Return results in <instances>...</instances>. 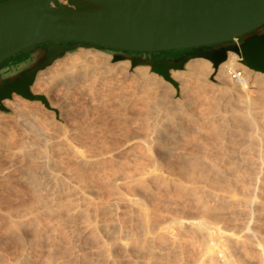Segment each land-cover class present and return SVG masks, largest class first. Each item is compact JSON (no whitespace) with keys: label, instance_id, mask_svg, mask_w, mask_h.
<instances>
[{"label":"bare ground","instance_id":"6f19581e","mask_svg":"<svg viewBox=\"0 0 264 264\" xmlns=\"http://www.w3.org/2000/svg\"><path fill=\"white\" fill-rule=\"evenodd\" d=\"M239 60V56L232 52L220 64L217 77L224 83V86L207 84L209 82L208 77L214 73V68L209 60L204 58L189 60L185 72L174 74V78L180 81V88L187 93V96L184 98L176 96V99L167 98L163 100V105H160L159 108L156 107L159 104H156L157 101L155 105L150 101L155 93L151 89L160 88L163 83L162 79H157L156 75H152L147 70H141L138 67L131 68V64L127 61L113 63L111 57L105 56L102 51L97 49H81L79 52L69 53L64 58L56 60L49 67L50 69L44 72H42L43 70L39 71V75L43 73L44 78L34 88L36 93L42 89V86L47 89L48 95L50 91L57 90L58 87L64 88L62 98H59L58 101L52 100L51 107L59 111V118L66 129L64 134H51L46 129L47 127L44 128L45 124L41 126L43 121L37 119L39 123L41 122L40 124L34 121L36 114L34 115L31 111L29 113L21 99L16 98L11 101L10 105L15 112V121H17L15 124L19 123L20 131L25 130V134H23L24 131L21 132L24 136L21 134L23 137H21L20 142L14 143V141V144L9 142L12 146V148L10 147L12 155H8L14 156L11 157L12 159H15V156L18 158L17 155L22 158L27 156L30 159V164H28V174L19 172L18 167H15L16 164L12 165L13 163L0 168V200L7 199L12 196L13 192L21 190V184L24 181L30 183V188L34 193L32 198L25 199L21 203L18 202L19 205L12 204L7 209H0V215L6 218L8 224L5 234L8 238L13 237L21 240L23 244L22 259L16 264H34V261H38L39 264H70L72 260L76 264H184L189 257L186 256L185 241L178 231H175L177 229L175 220L176 224L173 220L159 225L153 223V215L151 214L154 211L152 209L159 210L161 214L164 212L166 214L168 209L164 208L163 211L161 210L163 207L160 205L161 208L158 207L159 209L156 207L158 205L153 208V203L151 205L143 192L145 188L155 192L157 186L148 182L147 178L154 176L159 170L161 171V167L158 168L155 165L149 171L118 178L117 182L126 184L127 189L119 191L116 190L118 187L115 186L116 189L111 187L114 189L110 190L109 200L103 201L99 196L100 193L97 194V189L90 183L91 181L81 179L75 168L69 165L65 166L60 160L52 157L53 154L56 156H72L73 153L83 155L84 145L82 149L76 142L77 140L72 137L74 134L73 127H69L67 123L69 121H65L61 116H63V111L74 110L76 102L70 103L73 98L77 97L76 95L72 98L74 92L82 90L84 86H80L84 82L95 81L96 79L108 80L110 84L112 83L113 90L111 92L108 90L111 94L104 91L106 93L101 95L107 104L108 102L113 103L117 99L120 100L119 104H109L110 106L119 105L123 109V113L139 108L144 109V107L149 110V116L153 122V126L150 122L152 129L148 132L144 131L146 134L138 138L142 142L158 147L161 149L160 152L163 151L170 157L172 156L175 161L185 160L189 155H192L191 150L203 143L201 142L202 134L208 135L207 139L212 141L214 151L220 154L218 169L206 179L202 178L203 167L196 169L193 173L185 174L186 178L182 177L181 183L183 184L181 185H183V192L185 189L192 195V198L194 197L195 206H200L206 211L203 210L204 214H199L201 221H198L210 232L211 239L214 240L213 250H211L215 253L223 252L222 230L218 226L217 220L212 219L214 216L211 218L209 214L218 216L225 213L230 216V220H239L252 206L251 204H256V207L253 208L256 211L258 203H264V101L261 102L260 98L259 101L254 100L249 83L241 84V87L229 83L226 69L227 67H239ZM254 71L249 69L251 73ZM259 74L257 73L256 76H261ZM247 77L249 79L248 75ZM196 80L209 85L212 89L207 87L216 96L218 95L220 98L218 101L221 104H216L217 107L214 106L215 108L212 104H198L199 98L193 94L196 88L193 89L192 86ZM261 84L263 83L261 82ZM84 88L89 94L92 93V89ZM125 88L127 92L125 90L123 93L119 92ZM58 91L56 94H59ZM92 95L90 98L94 99V94ZM218 97L217 99H219ZM144 102L149 104H143ZM92 106H88L87 109L90 107V110H95L91 108ZM94 113L96 114V112ZM5 117L8 116L0 113V119ZM32 118L34 120H31ZM75 118L77 117L75 116ZM45 120L47 122V119ZM67 120L75 123L71 121V118ZM176 127L179 129L184 127L187 131L177 137L175 136L176 132L170 131ZM74 130L76 129L74 128ZM136 135L138 136V134ZM4 138L2 139L3 143L5 142ZM208 142L206 141V143ZM7 144L6 142L5 145ZM105 148V152H99L97 154L99 157L95 158H106L114 154L112 147L110 150H107V146ZM3 155L5 156V152ZM92 159L84 158L82 163L87 166L93 165ZM2 161L0 160V163ZM223 179L228 183L225 181L224 184L221 183ZM202 184L206 187L204 192L203 189L200 191ZM20 197L18 196V200ZM115 199H121L123 203L127 204L128 208L124 211L127 217L134 220V211L139 212V217L134 220L131 228H125L119 222L120 209L115 205ZM260 209L263 210L262 205L257 208L258 211H261ZM206 213H209V217ZM165 220L163 219V221ZM31 231L35 233L32 238L35 237L36 239L29 238L28 234L32 233ZM62 232L70 236L71 239L68 255L54 257L52 253L39 248L38 240L45 243L58 241ZM170 254L173 255V259L170 258V256L172 257ZM196 261L199 262L197 259Z\"/></svg>","mask_w":264,"mask_h":264},{"label":"rangeland","instance_id":"374dc122","mask_svg":"<svg viewBox=\"0 0 264 264\" xmlns=\"http://www.w3.org/2000/svg\"><path fill=\"white\" fill-rule=\"evenodd\" d=\"M63 3L66 5H69V1L64 0ZM81 49H89V48H79L74 53L79 52ZM91 49H93V48H91ZM179 51L180 50L158 52V53L152 54L151 58L155 59V58H158V57L163 56V55L173 56L174 54H176V55L179 54ZM103 53L105 56L111 57V59H112V56L110 54H107L105 52H103ZM230 53H232V52H229V54ZM125 61L129 62V64H130L129 60H125ZM238 65H240L239 67L246 69L245 71H246L247 75L249 76V80H250L248 85L250 86V89L252 91L251 95L254 98V100L259 101L261 99L260 100L261 102L264 101V78H263L264 73L257 72V71H254L253 73L249 72V69L244 64H242L240 62V60H239ZM212 66H213V64H212ZM49 67H51V66H49ZM49 67L44 69L42 72L46 71L47 69H50ZM137 67L140 68L141 70H147L152 75H156L157 79L163 80V83H162L160 88L151 89V90L155 91V93H154L153 99L150 101H152V104H154V105L157 101L156 104L159 103L158 104L159 106L156 105V107H158V108L161 107L163 105V102H164L163 100H165L167 98L173 97L172 99H176V96H178L180 98H184L187 96V93L183 92L182 89L180 88V81H178L174 78L175 73L185 72L186 66H185L184 70H173L171 72L172 78L178 84L177 88H175L170 82L166 81L162 76L155 74V73H152L148 66H137ZM219 67H220V65H219ZM219 67L217 69H215L213 67L214 73L212 76L208 77L207 80L209 82H207V84L212 83L215 85L224 86V83L217 77L218 71L220 70ZM58 69H60V67H58ZM256 72L260 73L259 75H261L263 77L256 76V74H257ZM43 78H44L43 73L40 75H39V73L37 74L35 82L32 86V91L35 94H41V93L45 94V96L49 100L50 106H52L51 105L52 100L58 101L62 98L61 95L64 94V88L61 89L58 87L57 90L50 91V94L48 95L47 89H45V87L42 86V89L36 93L34 91V88H36L38 86L39 82L42 81ZM228 78H229V76H228ZM198 82L196 80L194 82V84H192L193 89L196 88L193 91V94L196 97L198 96V98H199L197 103L198 104H212L213 107L214 106L217 107V105L220 103L219 102L220 98L218 97V95L217 96L215 95V93L211 90L212 88L209 85L203 84L201 82L198 83ZM261 82L263 84H261ZM229 83L236 86V87H241V84H238V83L232 81L230 78H229ZM111 84H110V81H108V80L104 81L102 79H100V80L96 79L95 81H90V82L86 81L80 87L84 86L87 89L89 88V90L92 89L91 94H89V92L86 91V89L84 87L82 88V90L85 89L83 91L77 90L79 95H78L77 91L74 92L75 94L72 95V98L76 97V95H77V97L73 98L72 101L70 100L71 101L70 103L73 102V104H74L76 102L75 106H74V110H68V112L63 111V116H61V117H63L65 121H69V122H67L69 124V127H71V128L73 127L74 134L72 135V137H74V139L77 140L76 142L81 147L84 145L83 146L84 149L82 147L83 155L82 154L80 155V153H77V154L73 153L72 156H60V155L56 156L53 154L52 157L54 159L60 160L62 162V164H64L65 166L69 165L70 167L75 168L78 171V175L81 179H83V180L85 179V181H88V182L91 181L90 183H92L94 185L95 189H97L96 190L97 194L100 193L99 196L103 201L109 200L110 193L114 189L111 187L116 186L119 189L118 188L116 189V187H115V189L119 190V191H121V190L125 191V189H127L126 184H123V182H117L118 178H123L124 176L126 177L129 174H135V173L137 174V172L142 173L144 171H149L155 165L158 166V168L161 167V171L159 170L160 173L158 172L154 176H152V177L150 176L147 178L148 182H152V183H154L155 186H157V187H155L156 188L155 192H151L150 190H146V188H145V190H143V192L145 193L149 202H151V205L153 203V205H154V206H152L153 208L155 207V205H158V206H156L157 208L160 205L161 207H163V209L161 207H159V208H161V210L164 211V208L168 209L166 211L167 212L166 214H165V212L161 214L159 212V210H154L151 208L154 211V213L156 211L155 214L153 212H152L153 214H151V215H153V223L155 225L156 224L159 225V224L167 222V221L169 222L171 220H173V221L175 220L177 222V225H175V227L177 229H175V231H178V233L182 237L183 241H185V243H186V256H189L187 258V260L185 261L186 263H184V264H190V261H191V264H194V263L199 264L200 262H201L200 264H203V262H204V264H264V213H263L264 212V206H263L264 203H260V204L258 203V205H257V208L261 207V205H262L263 210L260 209L261 211H258L257 208L255 211V209H253V208L256 207L255 206L256 204L255 205L251 204L252 206H250V208H248V211L246 213H244L239 220H235L233 218H231L233 220H230L229 219L230 216L225 214V213L219 214L218 216H215L213 214L208 213L211 218L214 216L212 219L217 220V224L223 233L222 234L223 237H221V239H222L221 241H222L223 248H224L223 252L218 251L215 253V251H212L213 250L212 245L214 244V240L211 239L210 232L207 229H205V227H203L201 222L199 223V221H198L201 219V215H199V214H201V213L204 214V212H203L204 209L200 208V206H197V207H199V208H197L195 206L196 200L194 199V197L192 198V195H190L185 189L183 192V185H181V184H183V183H181L182 177H185L186 175L193 173L194 170H196V169L198 170L199 168L203 167L202 178L206 179L210 175H212L213 172L216 169H218L217 166L220 165V154L214 151V149L212 147L213 146L212 141L207 139L208 135L202 134V141L201 142H203V143H202V145L198 144L197 146L194 147V149L191 150L192 155H189V157L186 158L185 160H181L179 162L175 161V158H172V156L170 157L169 155H167L163 151L160 152L161 149H159L158 147H157L158 148L157 149L154 145L142 142V140H140L138 138L139 136H142V135L146 134V132L150 131V129H152V126H153V122H151V118L149 116L150 115L149 110L146 107H144V109L139 108V109H136L134 111L123 113V109L120 108L119 105L115 107L116 103L119 104L120 100L117 99L113 103L108 102V104H107L103 100V96L101 98V95H104V93H106V92L110 93L111 90H113ZM87 86H89V87H87ZM207 86L210 87L211 89L208 88ZM79 89H81V88H79ZM108 90H110V92ZM124 90L127 92L126 88L123 90L121 89L119 92L123 93ZM56 91H58V93L60 95L56 94L57 93ZM104 91H106V92H104ZM86 92H88V93H86ZM92 94H94V99L92 97L90 98V95H92ZM57 96H59V97H57ZM217 97L219 99H217ZM16 98H19L23 101V103L26 105V108L29 110V113L31 111L34 115L36 114V120H34V118H32L31 120H34L37 123H39L37 121V119L38 120L40 119L41 122L43 121V124H41V126L45 124L44 128L47 127L46 129L49 130L51 134H53V135L64 134L66 128H65L64 123L61 120L56 118V114H54V111L48 110L39 101H30V100L25 99V98H23L19 95H16V94L13 95V99L5 100V105L10 108V112L0 111V113H4L5 115L8 116V117H5L3 119L2 118L0 119V124H1L0 132L1 133L3 132L2 134L0 133V137H1L0 138V145H1L0 158H2L0 160L4 161V162L2 161L3 163L1 162L2 164L0 163L1 166L3 165L2 167L0 166V168H4V166L6 167V165L9 166L12 163H13L12 165L18 164L17 166L15 165L16 168L18 167L17 168L18 171L22 172V173L25 172L26 174H28L27 170H28V164H30V159H28L27 156H25L26 157L25 160H24V158H25L24 156H23L24 158H22L20 155H17L18 158H16V156H15V159L11 158L14 156H9V155H12L11 144H14L16 142H20V140L22 139L21 137H23L24 136L23 134H25V130L20 131L19 123L15 124V123H17V121H15V117H14L15 112L13 111V109L10 105L11 101H13ZM204 98H205V100H204ZM103 101L105 104L103 103ZM94 102H95V104H98V105H95ZM146 103L147 102H144L143 104H146ZM59 104H61V103H59ZM89 104L91 106L94 104L96 106V108L94 105H93L94 107L92 106L91 108H94L95 110H93V109L90 110V107H89V109H87L88 106H90ZM101 104H104V105H101ZM109 104H115V105H113V107H112V105L110 106ZM147 104H149V103H147ZM150 104H151V102H150ZM110 107H112V108H110ZM72 111H75V112H72ZM103 111H104V113H103ZM94 112H96V114H98V115H96ZM72 114L73 115L75 114L74 118H75V116L77 117V118H75L76 121L74 118L72 119V117H73ZM9 115H11V116H9ZM52 115H53V117H52ZM103 115H106V116H103ZM38 116H39V118H38ZM67 116H69V117H67ZM68 118L69 119L71 118V121H73L75 123H72V122H70V120H67ZM41 119H43V120H41ZM45 119H47V122ZM148 120H150V121L148 122ZM150 122L152 123V126H151ZM3 124H5V125H3ZM18 128H19V130H18ZM74 128L76 130H74ZM180 129H179V127H176L170 131L171 132L173 131L174 133L176 132L175 136L178 137V136H180V134L182 135L187 131L184 127H180ZM22 131H24L23 134L21 133ZM144 131H146V132H144ZM136 134H138V136ZM1 135H3V136H1ZM8 137H10V138H8ZM3 138L5 141L4 143L5 144H6V142L8 143L7 145H5L3 143V140H2ZM206 141L207 142L209 141V142L206 143ZM9 142H11V144ZM1 143H3V144H1ZM110 144H113V145L111 146ZM103 145H104V147H103ZM105 146H107V150H110L113 148L114 154L110 155V157L107 156L106 157L107 159L106 158H95V157H99V155H97L99 152L100 153H103V151L105 152V149H106ZM117 147H120V148H117ZM2 151L5 152V156L3 155L4 152L2 153ZM195 152H197L198 154ZM84 158H87V159L93 158L92 159L94 162L93 165L87 166V165L83 164L82 161L84 160ZM108 158H110V159H108ZM20 163H21V165H20ZM215 163H217V164H215ZM187 167H188V169H186ZM224 181L225 180L223 179L221 183H223V184L225 182L228 183L227 181H225V182ZM112 183H114V184H112ZM21 185H22L21 190H19L17 192H13L12 196L7 198V199H1L0 200V209H7V208L11 207L12 204L19 205V203H21L23 200L30 199L34 196V193L30 188L31 186H30L29 182L27 183V181H24V182H22ZM157 189H158V191L156 192ZM204 189H206V187H204V184H202L200 191L202 190L204 192ZM18 196L19 197L22 196V197H20V199L18 200ZM115 200H116L115 205L120 209V212L118 215L119 222L122 225H124L125 228H131L135 222L134 220L139 217V212L136 210L134 211V218L135 219L133 220V219L127 217L126 212H124L128 208L127 204L125 202L123 203V201L121 199H115ZM117 200H119V201H117ZM120 201H121V204H120ZM256 212H258V213H256ZM13 213H15V211H13ZM259 213L261 216L259 215ZM209 215H208V217H209ZM173 216H175V217H173ZM196 216L197 217L199 216L200 218L198 217L199 218L198 219ZM202 216H205V215H202ZM169 218H171V219H169ZM174 218H176L178 220H176ZM163 219H166V220L163 221ZM178 221H180V222H178ZM176 222L174 224H176ZM7 227H8V224H7L6 218L4 216L0 215V264H4V263L5 264H16L17 262H19L22 259L23 244H22V241L19 239H16L13 237L8 238V236L5 234V232H7ZM31 232L32 233L28 234L29 238H32L35 234L33 231H31ZM4 235H6V236H4ZM34 238H32V239H34ZM58 239H59L58 241L55 240V241L46 242V243L42 242V241L40 242V240H38L39 248H43V249L47 250L48 252L52 253V255L54 257L55 256L58 257V256L68 255L69 251H70V244H71L70 236H68L66 233L62 232L59 235ZM187 248H189V249H187ZM170 255H172V254H170ZM170 255H168V256H170ZM170 258L173 259L174 258L173 255H172V257L170 256ZM17 259H19V260H17ZM193 259L195 261L197 259V260H199V262H197V261L195 262ZM33 263L39 264L38 261H34ZM70 264H76V263L74 260H72L70 262Z\"/></svg>","mask_w":264,"mask_h":264},{"label":"water","instance_id":"95a60500","mask_svg":"<svg viewBox=\"0 0 264 264\" xmlns=\"http://www.w3.org/2000/svg\"><path fill=\"white\" fill-rule=\"evenodd\" d=\"M64 0L0 1V64L16 53L29 57L0 75V111L17 94L50 106L45 94L32 92L39 71L79 48L129 60L131 68L148 66L175 88L173 70H184L193 58L209 60L215 69L229 52L249 69L264 73V0ZM43 45H46L45 47ZM193 49V50H192ZM186 50L179 57L152 60L151 55Z\"/></svg>","mask_w":264,"mask_h":264},{"label":"flooded vegetation","instance_id":"af4514ba","mask_svg":"<svg viewBox=\"0 0 264 264\" xmlns=\"http://www.w3.org/2000/svg\"><path fill=\"white\" fill-rule=\"evenodd\" d=\"M1 1V0H0ZM65 1H69V5L78 7V8H87V7H91L92 4H89L87 2L84 1H79V0H65ZM44 47L46 45H43ZM193 50V49H192ZM174 51H178V50H174ZM186 50H180L179 54H174L172 57H179L183 52H185ZM175 53V52H174ZM29 53H16L8 58H6L1 64H0V75H2L1 71L3 70L4 73H7L9 71L12 70L13 67L17 66L18 64H20L21 62L25 61L28 57H29ZM171 55L167 56V55H163L160 56L158 58H151L152 60H158L161 58H168ZM6 100V99H5ZM5 100L3 101V104H5Z\"/></svg>","mask_w":264,"mask_h":264},{"label":"built area","instance_id":"2783aa9c","mask_svg":"<svg viewBox=\"0 0 264 264\" xmlns=\"http://www.w3.org/2000/svg\"><path fill=\"white\" fill-rule=\"evenodd\" d=\"M226 72L229 78L238 84L249 83L247 73L242 67H227Z\"/></svg>","mask_w":264,"mask_h":264}]
</instances>
